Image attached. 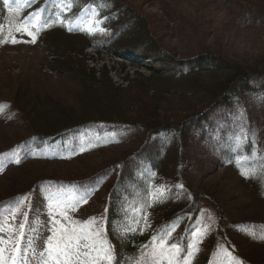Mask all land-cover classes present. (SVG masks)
I'll return each instance as SVG.
<instances>
[{
    "label": "trees",
    "instance_id": "trees-1",
    "mask_svg": "<svg viewBox=\"0 0 264 264\" xmlns=\"http://www.w3.org/2000/svg\"><path fill=\"white\" fill-rule=\"evenodd\" d=\"M225 2L229 3V14L235 3L244 11L241 23L234 22H238V28L264 27V19L259 17L264 14V0ZM71 3L65 18H75L86 6L93 7L100 29L73 32L64 25H49L40 30L36 42L50 57L46 70L76 80L82 87V96L72 108L57 105L41 95L16 93L13 106L29 126L30 150L36 156L47 153L48 159H58L62 149L68 148L67 141L56 145L52 140L88 125L144 131V143L136 153L109 171L95 175L111 182L104 211V235L113 249L111 264H136L141 253L152 247V237L163 234L177 221L185 223L183 233L178 236L185 249L188 231L202 215V195L190 189V144L212 142L214 134L209 123L213 114L222 107L242 104V96L255 90L254 83L264 78V53L249 60L252 63L226 60L221 51L210 49L189 59L170 61L172 58H165L160 50L163 45L156 38L152 21L127 0H71ZM25 14L20 10L11 19L3 16L0 28L6 31L13 24L23 26ZM165 16L168 26L172 24L175 31L183 27L199 28L178 11L167 12ZM177 21L186 25L181 23L177 27ZM196 32L188 34L204 38V34ZM88 49L123 58L117 64L122 70L114 69L118 81L114 82L113 71L105 64L100 69L92 66L95 60L87 54ZM128 68L134 70L133 75L127 73ZM48 141L52 143V153L43 147ZM220 156L259 196L264 195V158L256 154L250 142L239 147L232 141ZM73 181L78 179L69 182ZM174 183L180 188L169 189ZM225 219L221 210L217 229L222 233Z\"/></svg>",
    "mask_w": 264,
    "mask_h": 264
},
{
    "label": "rangeland",
    "instance_id": "rangeland-1",
    "mask_svg": "<svg viewBox=\"0 0 264 264\" xmlns=\"http://www.w3.org/2000/svg\"><path fill=\"white\" fill-rule=\"evenodd\" d=\"M127 1L143 17L152 21L156 38L163 45L160 50L165 58H172L170 61L189 59L209 49L221 51L226 60L230 58L242 63L264 53V27L238 28L240 25L234 22H240L244 11L236 3L232 4L229 14V3L225 2L228 0ZM170 11H178L187 21L197 23L199 28L173 30L172 24L168 26L165 20L166 13ZM259 17L264 19V14ZM184 21L181 23L186 25ZM181 23L175 22L177 27ZM196 31L204 34V38L190 35ZM26 37L22 34L14 38L16 43L10 39L0 44V215H7L9 209L16 207V201L27 195L28 199L19 207L15 218H9L8 223L16 228L12 234L16 239L21 231L19 225L24 223L25 239L21 247L27 248L29 240H33L39 252L44 247L46 237L51 235L53 219L60 224L68 223L62 216L52 217L48 214L47 198L52 195L65 202H74L86 197V202L80 200L75 210L68 209L67 215L70 220L80 223L97 218V226L103 229L102 238L106 240L103 221L111 182L87 185L69 181L91 180L99 172L109 171L115 164L126 161L144 143L145 132L134 128L124 130L112 125L92 127L68 136L72 140L71 152L61 162L30 160L24 141L30 136L29 126L13 107L16 93L23 91L31 96L41 95L57 105L74 108L82 96V87L70 77L46 70L45 64L49 63L50 57L42 47ZM86 52L95 60L92 66L100 69L105 64L112 69L114 82L118 81L116 72L122 68L117 64L123 58L106 51L96 53L88 49ZM126 71L131 75L134 73L129 68ZM142 73L149 74L147 71ZM254 86L253 92L242 96V104L222 107L213 114L209 123L214 134L212 142L192 141L190 144V189L202 195V215L188 231L186 248L190 242L196 243L193 236L195 230L204 233L197 243L199 251L194 253L191 264H236L237 260L243 264H264V239H259L264 236V195L259 196L233 168L223 163L220 156L221 151L228 150L230 143L235 141L239 147L250 142L256 154L264 158V78L258 79ZM221 210L226 215L224 233L217 229ZM184 228L183 222L172 224L167 229L170 235L166 239L184 249L178 237ZM6 235L9 236L7 231L0 232V237L5 240L8 238ZM254 236L257 238L254 239ZM226 253H231L233 259L230 260ZM8 255L5 252V257ZM26 264H37L31 253L27 256ZM106 264H111V261ZM164 264L167 262L164 261Z\"/></svg>",
    "mask_w": 264,
    "mask_h": 264
},
{
    "label": "snow or ice",
    "instance_id": "snow-or-ice-1",
    "mask_svg": "<svg viewBox=\"0 0 264 264\" xmlns=\"http://www.w3.org/2000/svg\"><path fill=\"white\" fill-rule=\"evenodd\" d=\"M7 2L8 0H5V3ZM29 23H41L40 14L35 13L31 18H26L24 25L16 27L15 30L26 31L28 35L33 36L34 42L35 36L26 26ZM12 42L17 41L12 38ZM27 199V195L19 198L14 209H9L7 215H0V232L9 233L7 240L0 237V264H26L29 253L36 258L37 264H106L107 261L113 259V249L108 241L102 238L103 229L97 226V218L92 217L80 223L70 220L67 215L68 209L75 210L80 200L86 202V197H80L74 202H65L50 195L47 198L49 201L48 214L52 217L62 216L68 223L60 224L58 220L53 219L54 227L50 230L51 235L46 237L44 247L39 252L33 240H29L27 248H22L21 243L25 239L23 230L26 225L24 223L19 225L21 231L19 238L16 239L12 235L16 232V228L9 224L8 220L15 218L19 207ZM169 235L170 230H165L163 234L153 236L151 250L142 252L136 264H164V261L167 264H191L194 253L199 251L197 243L201 241L204 233L198 229L195 230L193 236L196 238V243L190 242L185 249H182L178 243H170L166 239ZM259 239H264V236H260ZM5 252L9 253L7 257H5ZM226 254L230 260L233 259L231 253ZM236 264H243V262L237 260Z\"/></svg>",
    "mask_w": 264,
    "mask_h": 264
},
{
    "label": "bare ground",
    "instance_id": "bare-ground-1",
    "mask_svg": "<svg viewBox=\"0 0 264 264\" xmlns=\"http://www.w3.org/2000/svg\"><path fill=\"white\" fill-rule=\"evenodd\" d=\"M6 237H8V235H6Z\"/></svg>",
    "mask_w": 264,
    "mask_h": 264
}]
</instances>
